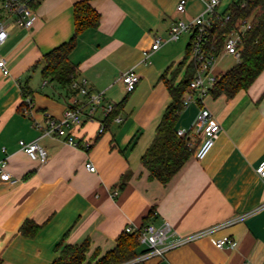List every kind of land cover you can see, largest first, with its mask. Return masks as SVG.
<instances>
[{
    "label": "crops",
    "instance_id": "crops-1",
    "mask_svg": "<svg viewBox=\"0 0 264 264\" xmlns=\"http://www.w3.org/2000/svg\"><path fill=\"white\" fill-rule=\"evenodd\" d=\"M76 1L34 0L37 17L29 29L11 25L0 12V20L8 23L0 57L9 69L7 75L0 71V159H6V169L16 179L0 180V264H51L59 243L88 240L87 264L114 248L126 224L164 221L190 239L163 257H135L122 264H261L264 179L255 167L264 160V69L232 98H204L220 130L203 159L192 154L167 182L151 179L141 156L171 100L161 75L167 71L169 76L177 66L189 36L185 46L180 37L162 44L146 63L143 54L155 36H167L175 20L199 15L204 2L186 0L185 10L178 12L179 0H89L100 14L99 24L79 36L70 59L88 92H103L102 106L61 137L42 135L46 114L61 118L66 108L86 100L41 76L43 54L73 35ZM231 1L220 0L217 11ZM218 62L214 70L222 74ZM130 68L139 81L128 92L121 75ZM126 95L121 120L114 118L98 133L99 125H105L103 107ZM26 97L32 100V116L25 111ZM198 112L199 104L188 102L176 128H192ZM67 135L81 144L90 141V148L68 144ZM188 137L195 150L201 133L192 129ZM20 139L37 140L47 150L46 162L30 158ZM87 161L94 171L86 168ZM26 221L42 224L35 236L22 235ZM224 236L235 246L216 247L214 240Z\"/></svg>",
    "mask_w": 264,
    "mask_h": 264
},
{
    "label": "trees",
    "instance_id": "trees-1",
    "mask_svg": "<svg viewBox=\"0 0 264 264\" xmlns=\"http://www.w3.org/2000/svg\"><path fill=\"white\" fill-rule=\"evenodd\" d=\"M244 1V5L241 3ZM34 7V6H33ZM228 14L229 18L216 17L214 24L208 29L206 48L218 53L222 49L224 38L233 30H238L241 24L246 28L241 31L242 48L237 62L227 71L220 74L209 95L216 98L225 95L234 97L239 91L247 89L264 69V0H232L218 15ZM74 32L71 38L43 54L41 76L44 80L56 82L70 93H76L72 83L77 80V64L70 59L79 36L90 28L99 24L100 14L89 0L76 1L73 5ZM188 42L182 59L171 70L169 76L165 71L161 75L169 95L170 102L165 107L155 135L141 156V163L147 169L149 178L160 182H167L184 165L193 154L194 148L187 145L188 136L176 134V123L184 108L183 96L189 92V81L192 79L197 63L190 55ZM182 73L180 80L177 76ZM27 89L23 90L24 96ZM131 92V91H130ZM128 95L114 104L113 109L104 118L107 127L116 116L122 112ZM42 224L31 221L24 222L20 231L27 237L35 236ZM56 258L51 264H83L89 250L88 240L77 245L59 243L56 248ZM135 235L120 234L117 243L111 250L99 258L94 257L87 264H122L130 261L142 253Z\"/></svg>",
    "mask_w": 264,
    "mask_h": 264
},
{
    "label": "built area",
    "instance_id": "built-area-1",
    "mask_svg": "<svg viewBox=\"0 0 264 264\" xmlns=\"http://www.w3.org/2000/svg\"><path fill=\"white\" fill-rule=\"evenodd\" d=\"M33 1L34 0H3L4 12L9 18L11 25L14 24L26 29L32 27L37 17L35 11L31 7ZM203 2L205 8L199 15L188 21L182 19L175 20L169 28L167 36H155L149 50H146L143 54V63H146L148 62L147 60L151 51L158 49L162 44L168 41L179 39L183 32H188L190 55L197 63V67L192 79L189 81V92L184 94L182 100L184 106L188 102L195 100L199 104V112L192 128L189 130L177 129L176 134L178 136H188V132L192 129L197 133H201L202 140L193 152L197 160L203 159L208 154L214 144V136L220 130L219 122L204 105V98L209 95V90L214 86L220 76V74L214 70L215 64L222 56L232 55L236 60L239 59L242 48L241 31L246 28L245 24H241L238 30L235 29L227 34L224 38L222 49L218 53L209 51L206 48V34L208 29L212 27L217 16L218 18L223 17L222 21L227 20L229 16L228 14L218 15L217 6L220 0H203ZM185 3L186 0H179L176 5V10L178 12H183L185 10ZM241 5H244V1ZM7 34L8 23L5 20H0V45L6 40ZM0 71L5 75L9 73L4 57H0ZM138 81L139 74L133 68L128 69L121 75V82L128 92L134 89ZM72 87L76 88V93L78 95L86 98L85 103L83 105L66 108L61 118L58 119L46 114V125L42 129V135L61 137L66 134L69 127L82 124L85 118H91L92 114L102 106V91L89 93L85 87L84 81L80 79L75 80L72 83ZM25 102V111L32 116L33 104L31 98L26 97ZM113 106L114 104L112 103L106 104L103 107V115L106 116L113 109ZM115 120L120 121L121 118L116 116ZM33 124L36 127H40L39 123L35 120ZM104 128V124H100L98 133H102ZM64 141L74 147H80L84 151H87L91 146V142L88 140L81 144L68 135ZM18 144L21 150L30 158L38 160L40 163L46 162L48 158L47 150L37 140L25 141L20 139L18 140ZM187 145L189 147L191 146L189 137ZM6 164L7 161L5 158L0 159V180L13 183L16 179L7 171ZM85 166L89 171L95 170L94 165L90 161H87ZM255 172L260 178L264 179V160L255 167ZM123 233L135 235L137 237L140 246L144 249V251L137 256L140 258L149 256L163 257L168 250L180 246L190 239L178 235L166 221L158 225L153 222H145L142 224L128 223L125 225ZM214 244L221 249L227 247L232 248L235 246V241L228 236H224L215 239ZM261 264H264V260Z\"/></svg>",
    "mask_w": 264,
    "mask_h": 264
},
{
    "label": "rangeland",
    "instance_id": "rangeland-1",
    "mask_svg": "<svg viewBox=\"0 0 264 264\" xmlns=\"http://www.w3.org/2000/svg\"><path fill=\"white\" fill-rule=\"evenodd\" d=\"M4 8H3V0H0V12L3 13ZM188 32H183L180 36V43H183V46L186 45L188 42ZM236 59L232 55L225 56L221 58L218 62V66L220 67L221 71L225 72L226 70L230 69L235 63ZM35 70V68H33Z\"/></svg>",
    "mask_w": 264,
    "mask_h": 264
}]
</instances>
